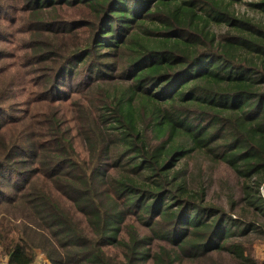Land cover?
Wrapping results in <instances>:
<instances>
[{
    "label": "trees",
    "instance_id": "obj_1",
    "mask_svg": "<svg viewBox=\"0 0 264 264\" xmlns=\"http://www.w3.org/2000/svg\"><path fill=\"white\" fill-rule=\"evenodd\" d=\"M13 1L33 27L20 59L48 74L38 94H14L28 83L0 49V112L27 109L0 124L7 264L37 251L49 264H264L235 241L264 242V0ZM60 26L72 44L48 36ZM200 157L239 182L233 215L187 180Z\"/></svg>",
    "mask_w": 264,
    "mask_h": 264
},
{
    "label": "rangeland",
    "instance_id": "obj_2",
    "mask_svg": "<svg viewBox=\"0 0 264 264\" xmlns=\"http://www.w3.org/2000/svg\"><path fill=\"white\" fill-rule=\"evenodd\" d=\"M3 2V8L0 10V19L3 27L0 28L2 34L0 38L8 44L3 45L0 49H4L2 56L4 60L1 64L9 67L15 82H20L25 80L28 83V87L22 89L17 87L13 90L14 94H19L20 97L32 96L33 94H38L42 88L39 84L46 78L48 68L44 65H39L37 63L31 65L29 63L31 54L29 58L20 59L24 54V49L28 43V31L32 32L33 27L30 24L31 16L29 14L21 13V2H16L13 0H1ZM239 13L247 14L252 18L260 19L256 17L254 13L248 7L239 6L235 8ZM35 28V27H34ZM72 27H54L53 31L48 35L51 38L64 39L69 44H72L75 40L73 36L67 34V32ZM18 64V65H17ZM3 78V76L1 77ZM78 92V91H77ZM71 93L69 102L73 104L81 99L78 93ZM26 94V95H25ZM13 95V94H11ZM16 99L14 103L0 112V124L7 123L10 118H19L24 112L27 111L26 107ZM75 149L80 156L84 155V149L82 143L76 141ZM187 168L183 170L186 171L187 180L193 178V184H203L206 189V199L205 201L222 209L227 215H233V207L230 206V200L239 198L240 186L239 182L235 179L233 173L224 165L216 166L211 164L207 159L200 157L197 160H191L186 162ZM195 164L198 167H195ZM239 208H234V215L238 214ZM126 224H132V219H128ZM138 226V225H137ZM140 235H146L151 237L153 246L159 247H169L170 246L162 243L160 240L152 237V233L148 228H141ZM235 240V239H234ZM236 242H243L248 248V253L250 256L259 263L264 262V242L257 240L254 236H249L246 239L235 240ZM35 256L34 264H49L44 258L41 252L37 251ZM215 255L211 258L218 264H236L233 259L223 253H214ZM0 264H7V256L2 253L0 249ZM186 264V263H185ZM190 264V263H187ZM192 264V263H191Z\"/></svg>",
    "mask_w": 264,
    "mask_h": 264
}]
</instances>
